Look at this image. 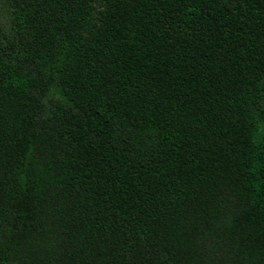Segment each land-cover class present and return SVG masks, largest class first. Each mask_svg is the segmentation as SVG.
<instances>
[{"label": "trees", "instance_id": "trees-1", "mask_svg": "<svg viewBox=\"0 0 264 264\" xmlns=\"http://www.w3.org/2000/svg\"><path fill=\"white\" fill-rule=\"evenodd\" d=\"M0 264H264V0H0Z\"/></svg>", "mask_w": 264, "mask_h": 264}]
</instances>
